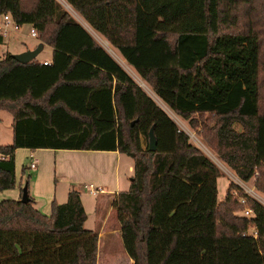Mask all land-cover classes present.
I'll return each mask as SVG.
<instances>
[{"label":"trees","instance_id":"16d2710c","mask_svg":"<svg viewBox=\"0 0 264 264\" xmlns=\"http://www.w3.org/2000/svg\"><path fill=\"white\" fill-rule=\"evenodd\" d=\"M64 1L220 163L264 194V0ZM3 15L33 28L52 57L0 59V111L12 117L0 192L16 186L18 149L116 151L134 165L114 201L133 264H264V207L233 182L217 201L218 167L57 0H0ZM28 198L0 201V264H97L98 234L84 228L77 190L53 201L49 216Z\"/></svg>","mask_w":264,"mask_h":264},{"label":"crops","instance_id":"0c3cea01","mask_svg":"<svg viewBox=\"0 0 264 264\" xmlns=\"http://www.w3.org/2000/svg\"><path fill=\"white\" fill-rule=\"evenodd\" d=\"M79 18L82 21H84L81 17ZM78 23L82 25L84 29L88 32L84 24H81L80 22ZM84 23L90 29H92L85 21ZM28 27L30 30L31 27L30 26ZM92 31L94 30L92 29ZM97 35L100 37L101 41H103L107 45V47L102 46L101 44L99 45L117 63L120 64V62L117 61L116 59L117 58L120 59L121 56L109 45V43L106 40H104L99 34ZM42 46L43 44L38 46L40 47V51L42 49ZM30 50H34V49H30ZM25 51H29V50H25ZM25 51H20L13 54H20ZM51 57H52V50L47 59H43L39 62L49 63L51 61ZM122 60L123 59L121 58L120 61ZM122 62L126 64L124 60ZM122 67L125 69L124 66ZM126 67H128V71L126 69L125 70L129 74V70H131L132 68L129 67L128 65ZM129 75L131 76V74ZM133 79L137 82L135 78ZM140 86H142L143 88L146 87L143 83H140ZM20 152L24 153L25 158L30 159V164L31 163L35 164V168H32L35 169V171L30 176L31 177L30 182L26 184V181L22 176L21 171L20 174L16 173V164H15L16 186L13 190H6L0 192V201L19 200L21 198V187L23 188L24 186H27L28 196L33 199L34 207L47 216H49L51 212V203L53 201H56L58 204H64L67 201L69 191L72 188L76 190L75 186L84 190V191L80 190V192L78 191L82 204H83L82 196L85 193H87L90 196H96L98 193L99 195H107L109 199H111V202H114L117 195L123 192L121 189L122 166L125 167L127 171L126 173L128 179V186L126 190H128L129 188V184L132 179L133 171H134V165L131 164L129 161L123 160V156L125 155L119 154L116 151H81V150H50V149H39L36 151H31L29 149H18L15 152V157L17 153ZM89 186H92L94 190L93 193L90 191ZM83 207L86 212L84 204ZM97 234L99 239V237L103 233L98 232Z\"/></svg>","mask_w":264,"mask_h":264},{"label":"rangeland","instance_id":"374dc122","mask_svg":"<svg viewBox=\"0 0 264 264\" xmlns=\"http://www.w3.org/2000/svg\"><path fill=\"white\" fill-rule=\"evenodd\" d=\"M61 6L67 10L77 22L84 24L94 38V40L100 44V37L92 31L85 23L82 21L73 9L64 1L57 0ZM1 23V19H0ZM0 37L2 42H0V59L4 58L6 55H14L20 51L35 49L41 45L36 38H32L29 35V27L24 25L18 30L14 28L13 25L10 26V31L7 34H2L0 31ZM51 49L45 45L42 46L40 53L37 55L36 59L41 61L47 59L50 55ZM119 59V58H118ZM120 60V59H119ZM129 74L133 78L140 82L141 80L135 75V73L129 70ZM144 84V83H143ZM145 85V84H144ZM146 86V85H145ZM141 88H143L141 86ZM149 96H151L155 102L163 108L166 113L173 119L177 124L179 130L185 133L188 137L189 142L194 145L199 151H201L209 160H211L217 167L220 176L216 180V196L217 201H222L230 182L237 185L247 196L254 199L256 202L264 207V194L256 192L252 185V180L247 183L240 182L234 174L226 168L222 163H220L215 156L204 146L201 140L188 128L186 122L180 121L176 118L168 109L150 92L148 87L143 88ZM12 117L9 113L0 111V145H9L12 142ZM125 158V159H124ZM123 160L129 161L133 164V161L127 156H123ZM16 173L20 174L22 167H26L25 176H31L35 169L30 168V159L25 158L24 153H17L15 157ZM126 168L122 166L121 168V189L126 192L128 186V179ZM76 190L80 192L84 191L79 187L75 186ZM251 190V191H250ZM5 194V193H4ZM82 201L87 212V221L84 224V228L95 233H103L98 239V256L97 264H133L124 248V241L122 238L121 226L118 218L117 209L114 207V202L107 195L90 196L87 193L83 194ZM243 213H239L241 216Z\"/></svg>","mask_w":264,"mask_h":264},{"label":"water","instance_id":"95a60500","mask_svg":"<svg viewBox=\"0 0 264 264\" xmlns=\"http://www.w3.org/2000/svg\"><path fill=\"white\" fill-rule=\"evenodd\" d=\"M39 51H40V47H37L34 50L25 51L20 54H14L12 55V57L20 64H27L33 61L37 57ZM133 125L134 123H131V126ZM148 151L151 152L155 151V141L151 129L148 131ZM20 201L24 204L29 202L27 186H24L22 189V195Z\"/></svg>","mask_w":264,"mask_h":264},{"label":"built area","instance_id":"2783aa9c","mask_svg":"<svg viewBox=\"0 0 264 264\" xmlns=\"http://www.w3.org/2000/svg\"><path fill=\"white\" fill-rule=\"evenodd\" d=\"M11 25H13L14 28H15L16 30H18V29L20 28L17 24H15V23L11 20V18H10L9 15H3V16H1L0 31L2 32V34H7V33L10 31V26H11ZM29 35H30L32 38H36L37 33H36V31H35L33 28H31V29L29 30ZM43 64H44V65H47V64H49V63L44 62ZM30 167H31V168H35V164H34V163H31V164H30ZM89 189H90V191H91L92 193L94 192L92 186H89ZM238 202H239L240 204H244V199H243V198H239V199H238ZM242 213H243V216H244V217H249V215H250L251 212H250V210L245 209Z\"/></svg>","mask_w":264,"mask_h":264},{"label":"bare ground","instance_id":"6f19581e","mask_svg":"<svg viewBox=\"0 0 264 264\" xmlns=\"http://www.w3.org/2000/svg\"><path fill=\"white\" fill-rule=\"evenodd\" d=\"M100 44H101L102 46L107 47V45H106L103 41H100ZM116 60L119 61L120 64H121L122 66H124L125 69L128 71V67H126L125 64H124L122 61H120L118 58H117ZM130 72H131V70H130ZM140 87H141V86H140Z\"/></svg>","mask_w":264,"mask_h":264}]
</instances>
